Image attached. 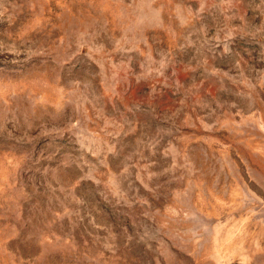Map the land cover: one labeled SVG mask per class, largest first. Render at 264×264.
I'll return each mask as SVG.
<instances>
[{
    "label": "rangeland",
    "instance_id": "rangeland-1",
    "mask_svg": "<svg viewBox=\"0 0 264 264\" xmlns=\"http://www.w3.org/2000/svg\"><path fill=\"white\" fill-rule=\"evenodd\" d=\"M0 264H264V0H0Z\"/></svg>",
    "mask_w": 264,
    "mask_h": 264
}]
</instances>
